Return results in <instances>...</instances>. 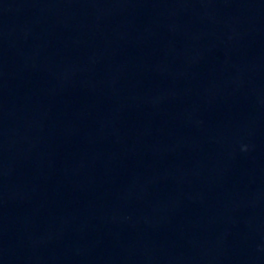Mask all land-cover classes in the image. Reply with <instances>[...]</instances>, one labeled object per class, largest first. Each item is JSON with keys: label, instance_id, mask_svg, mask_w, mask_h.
I'll return each mask as SVG.
<instances>
[{"label": "water", "instance_id": "water-1", "mask_svg": "<svg viewBox=\"0 0 264 264\" xmlns=\"http://www.w3.org/2000/svg\"><path fill=\"white\" fill-rule=\"evenodd\" d=\"M0 264H264V0H0Z\"/></svg>", "mask_w": 264, "mask_h": 264}]
</instances>
